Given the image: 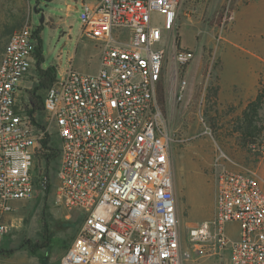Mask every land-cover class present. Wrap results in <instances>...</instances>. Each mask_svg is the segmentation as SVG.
<instances>
[{"label": "built area", "instance_id": "obj_1", "mask_svg": "<svg viewBox=\"0 0 264 264\" xmlns=\"http://www.w3.org/2000/svg\"><path fill=\"white\" fill-rule=\"evenodd\" d=\"M182 1L82 3L80 34L97 43L99 69L82 73L70 64L57 70L44 94V131L17 105L28 90L23 84L34 61L33 28L29 22L9 35L0 58V244L11 228L5 221L9 203L34 194V153L54 126V203L66 218L83 215L60 264L185 262L170 161L173 137L157 93L160 83L173 80L176 100L185 96L184 71L193 53L175 42ZM234 1L224 0L221 26L231 21ZM155 14L162 15L161 25ZM214 186L212 217L188 230L192 252L220 260L227 251L228 264H264V192L255 173L220 164ZM229 225L235 238L226 234Z\"/></svg>", "mask_w": 264, "mask_h": 264}, {"label": "rangeland", "instance_id": "obj_2", "mask_svg": "<svg viewBox=\"0 0 264 264\" xmlns=\"http://www.w3.org/2000/svg\"><path fill=\"white\" fill-rule=\"evenodd\" d=\"M196 3L198 0L194 1ZM234 3V15L223 26L216 18L200 23L198 9H192V14H189L193 15L191 18L185 15L184 6L178 10L175 30L181 45L193 53L189 69L195 72L194 78H186L187 94L181 101H177L175 95L167 91V82L164 84L163 112L165 127L173 137L170 161L182 240L181 250L187 255L183 264L229 263L227 251L222 253L220 260L217 257L198 256L192 252L193 248L187 241L190 228L212 217L214 177L220 164L231 170L254 172L264 192V139L262 145L250 146L252 153H248L236 140L237 120L251 100L246 103L240 100L238 103L223 104L217 95L215 102H210L209 107L205 100L204 87L209 83L219 86L222 80V87L226 89L238 81H244V76L249 73L248 68H255L253 65L257 62L248 64L241 47L258 53L264 48L261 13H256L257 24L250 27L249 24L235 19L237 0ZM80 11L77 0H0V58L9 37L3 36L5 27L11 25L14 19L23 18L22 26L29 22L33 29L42 26V68L55 66L58 71H63L71 64L79 72L96 73L99 69V49L97 43L81 37ZM41 13L43 23L39 24ZM153 21L161 25L162 15L155 14ZM166 49L171 52L170 42L166 43ZM170 69L168 67V73ZM31 75L30 70L23 84L27 89L32 87ZM170 83L176 85V81L172 80ZM22 92L23 90L19 96ZM260 116L264 124V106ZM45 119L46 116L43 121ZM51 131L52 141L56 145L58 139L54 126ZM221 156H225L233 164L226 162ZM57 165L55 162L48 171L50 187L47 192L39 190L30 199L9 203L12 212L6 223L11 228L0 246L7 253L6 256L0 255V264H60L65 248L70 245L81 225L83 215L75 212L66 218L55 205ZM37 168L41 171L43 165L39 166L33 161L32 173ZM43 226L53 236L52 241L47 248L37 249L32 253L27 244L40 240L39 233ZM226 234L235 238L236 228L233 225L227 226Z\"/></svg>", "mask_w": 264, "mask_h": 264}, {"label": "trees", "instance_id": "obj_3", "mask_svg": "<svg viewBox=\"0 0 264 264\" xmlns=\"http://www.w3.org/2000/svg\"><path fill=\"white\" fill-rule=\"evenodd\" d=\"M23 18L14 19L13 23L8 27H5L3 36L10 35L14 30H18L22 26ZM42 26H38L33 29V40L34 44V61L31 66L32 75V87L28 90H24L21 97L19 98L18 106L22 113L30 117L40 131L45 129L44 116H46L43 100L45 91L53 82L57 68L55 66H49L42 68L44 57L42 54V37H41ZM176 46L180 47V38L177 36L175 39ZM6 44V43H5ZM5 46V45H4ZM219 92L218 85L208 84L205 87V100L207 101V107L210 102H215ZM158 99L164 110V86L160 83L157 89ZM264 106V90L259 89L257 95L253 100L249 101L242 111L241 117L237 120L238 127L235 131L238 132L236 140L243 148H246L248 153H252L250 146L262 145L264 139V124L260 116V111ZM254 155H257L254 153ZM259 156V155H258ZM39 166L43 165V169L40 171L39 168L34 170L33 174V185L35 188L34 192L42 190L47 192L50 187V176L49 169L56 162L59 163V154L57 143L52 141L51 135L43 134L39 141V148L34 153V163ZM58 167V165H57ZM57 171V169H56ZM56 174V172H55ZM40 240L34 243L33 247L29 244L28 249L33 253L37 249L47 248L53 236L48 233L46 228L43 226L39 233ZM2 245V242L0 246ZM69 246V245H68ZM68 246L65 248L67 249ZM6 251L0 249V255L6 256Z\"/></svg>", "mask_w": 264, "mask_h": 264}, {"label": "crops", "instance_id": "obj_4", "mask_svg": "<svg viewBox=\"0 0 264 264\" xmlns=\"http://www.w3.org/2000/svg\"><path fill=\"white\" fill-rule=\"evenodd\" d=\"M77 1L80 3V5L82 3L94 2V0H77ZM194 1L195 0H183L179 6V9L180 7L184 6L185 7L184 13L188 18L193 17V15H189L192 14L193 8L198 9L200 23H202L203 21L210 22L215 18L218 19L220 9L224 3V0H198V3L196 4H194ZM236 5L238 6L237 7L238 10L236 12L235 19H239L243 21L245 24H249L250 27H253L252 26L253 24L255 23L257 24L256 13H261L263 17L262 21L264 24V0H237ZM260 8L261 10H259ZM204 33L206 34L207 32ZM180 46L184 49H188L187 47H183L181 45V40H180ZM241 49L242 52H244L243 54L247 56L245 57V59L248 60V64L249 62L252 61H256L257 64L253 65L255 68L252 69L251 67L250 69L248 68L249 73L244 76L245 77L244 81H238L237 83L230 85L229 88L223 89L222 80L220 81L218 97L221 98L223 104L238 103L240 102V100L246 103L249 100H252L257 95L259 89L264 88V48L260 49L259 53L257 51H252L250 48L241 47ZM98 60H99V55H98ZM189 65L185 68L184 71V76L185 78L188 79H190V77L194 78L193 73L195 72L193 71V69H189ZM248 75L250 77H248ZM167 84H168L167 91L172 95H174V91H175L174 84L169 82H167ZM224 93L226 95L223 96ZM185 94H187L186 91ZM263 164H264V159H263ZM9 215H6L5 221L9 219Z\"/></svg>", "mask_w": 264, "mask_h": 264}, {"label": "water", "instance_id": "obj_5", "mask_svg": "<svg viewBox=\"0 0 264 264\" xmlns=\"http://www.w3.org/2000/svg\"><path fill=\"white\" fill-rule=\"evenodd\" d=\"M43 23V13H41V17H40V20H39V24H42Z\"/></svg>", "mask_w": 264, "mask_h": 264}, {"label": "flooded vegetation", "instance_id": "obj_6", "mask_svg": "<svg viewBox=\"0 0 264 264\" xmlns=\"http://www.w3.org/2000/svg\"><path fill=\"white\" fill-rule=\"evenodd\" d=\"M31 247H33L34 244H29Z\"/></svg>", "mask_w": 264, "mask_h": 264}]
</instances>
